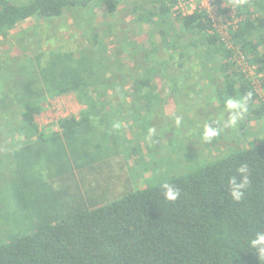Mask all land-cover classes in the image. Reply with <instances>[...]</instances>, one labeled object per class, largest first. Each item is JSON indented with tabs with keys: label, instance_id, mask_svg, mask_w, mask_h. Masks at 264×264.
<instances>
[{
	"label": "trees",
	"instance_id": "trees-1",
	"mask_svg": "<svg viewBox=\"0 0 264 264\" xmlns=\"http://www.w3.org/2000/svg\"><path fill=\"white\" fill-rule=\"evenodd\" d=\"M174 1L150 0L158 9L142 8L137 13L138 6H134L133 11L137 13L138 21L152 22L157 17L156 32L160 34L162 44L168 47V62L175 63L188 74L193 70L199 74L193 68L195 56L198 58L196 63L206 65V69L201 70V77H209L213 69L222 74V104L227 97L252 92L246 116L249 113L257 120L264 114L263 99L253 89L237 58L242 57L246 65L263 74L264 79V48L260 47L264 38V0H219L228 5L226 10L233 7L240 18L227 27L226 41L221 39L204 12L172 17L170 9ZM20 2L0 0V35L3 38L7 37L10 29L28 18L37 17L45 21L61 18L73 8L94 4H98L96 7L101 5L105 17L116 12L121 0ZM169 17L179 25L178 32L168 28ZM196 36L201 39L195 40ZM100 37L105 36L91 33L94 42H99ZM124 45L131 46L132 42ZM199 46L203 47L202 51L198 50ZM155 50L157 48L152 49L154 56ZM143 51V58L149 59L150 52ZM129 53L132 52L127 51ZM112 56L109 60L104 59L96 46L78 55L66 49H51L31 56L28 61L10 65L8 72L13 75L17 70L19 72L15 76L18 79L21 75L22 79L11 96L7 95V99L0 102L2 163L13 161L18 169L20 166L26 168L25 159L34 146L48 148L55 142L51 144L53 152H47V159L43 158L51 168L36 180L44 186L48 175L51 181L56 182L55 175H61L58 172L62 167L58 160L50 158L62 155L56 143L74 140L73 135L77 134L83 143H87L81 150L77 145H71L72 166L79 168L82 176L98 166L100 163H95L92 148H83L105 149L106 140L97 137L105 139L106 130L98 128L97 135L89 138L90 130H96L90 119L97 120L100 117L97 113L104 112L105 108L110 109L106 112H111L120 104L135 107L142 104V99L159 96L163 90L158 89L155 78L166 75L165 69L158 70L151 63L142 66L132 62L136 69L143 68L133 75L132 68L123 67L117 54ZM186 62H190L189 67L183 66ZM123 69L126 77H122L125 74ZM67 93H72L76 102L89 111L81 113L78 119L71 114L56 120L61 128L60 134L49 128L48 131L39 130L34 116L43 111L48 98ZM256 103L258 105L254 107ZM116 126L119 128L120 125ZM239 130L245 132L243 123ZM132 141L123 140L122 146H126L128 152ZM9 144L14 146L11 150H8ZM242 164L248 166L250 183L244 198L236 202L230 198L227 186L230 176L238 177L236 170ZM131 179L126 178L128 187L122 192L105 199L102 196L84 197L82 193L67 190L61 204L64 214L57 215V206L49 208L48 211H56V214L44 219L29 233L1 243L0 264H264L256 251L247 246V241L257 231H264V139L144 189H136ZM166 182L180 190L175 202L164 199L161 186ZM62 185L68 186L66 181Z\"/></svg>",
	"mask_w": 264,
	"mask_h": 264
},
{
	"label": "rangeland",
	"instance_id": "rangeland-1",
	"mask_svg": "<svg viewBox=\"0 0 264 264\" xmlns=\"http://www.w3.org/2000/svg\"><path fill=\"white\" fill-rule=\"evenodd\" d=\"M20 1L26 3L30 0ZM97 5L73 8L61 18L46 21L37 17L28 18L10 29L6 38L0 35V102L1 99H7V95L11 96L22 79L21 75L18 79L15 76L19 71L15 70L13 75L8 72L7 68L10 69V65L28 61L31 56L51 49H66L78 55L82 51L89 52L95 46L100 48L104 59L109 60L113 58L112 55L117 54L123 67L132 68L130 71L133 75L143 68L136 69L132 62H138L142 66L151 63L158 70L165 69L166 75L155 78L158 89L163 92L159 96L142 99L140 101L142 104L135 107L125 104L118 106V110L124 113L126 121L123 128L119 126L120 129H117L122 136L124 135L123 140H133L130 151L125 149L126 146H122L123 141L121 138L118 139L119 135L115 128L105 129V139L102 136L97 137L99 140H106L105 149H95L92 146L83 148V150L92 148L95 163H100L93 170L84 172V176L70 161L73 154L69 150L71 145L75 144L81 150L87 143H83L77 134L73 135L74 140L61 138L65 142L56 143L62 155L50 158L60 162L62 167L58 174L61 175H55L56 182L51 181L48 175L45 176L44 186L37 183L40 181L36 179L43 177L51 168L48 161L43 158L47 159V152H53L51 146L55 142L50 143L48 148L34 146L29 157L25 159L26 168L20 166L18 169L17 164L12 161L11 167L7 169V163H2L0 159V244L29 233L35 226L44 222V219L55 215L56 211L50 212L49 208L57 206L59 209L57 215L62 216L65 210L61 204L67 190L82 193L84 197L102 196L105 199L128 187L126 178H132L131 183L136 189H144L160 181L196 170L205 163L264 139V114L255 120L248 113L238 126L225 127L224 131L218 137H213L210 142L200 140V127L205 122L208 121L212 127L219 128L223 126L221 115L223 114L224 120L228 118L224 102L222 104L220 98L224 85L222 74L213 69L209 77H201L200 73L206 69V65L196 63L198 58L195 56L192 59L193 68L198 70L199 74L193 69L194 72L188 74L185 69L166 60L168 47L162 44L161 36L156 32L157 17L152 22L136 19V14L142 8L152 11L158 9L150 0H121L116 12L105 17L102 15L101 5L96 7ZM134 6H138L137 13L133 11ZM222 7L219 8V14L223 13ZM168 19L170 21L168 28L178 32L179 25L176 21L170 17ZM217 22H220L219 17ZM92 32L105 37L102 39L100 37L99 42H94L91 40ZM198 39L201 38L196 36L195 40ZM262 39L261 49L264 48V38ZM128 41L132 42L131 46L124 45ZM153 48H157L156 57L152 54ZM143 50L150 52L149 59L143 58ZM198 50L202 51L203 47L199 46ZM127 51L132 53L127 54ZM237 60H240L238 64L248 68L243 58L239 57ZM190 62L183 66L189 67ZM123 70L125 74L122 77H126V70ZM246 72L253 89L264 103L263 74H258L253 69ZM170 91L173 94H169ZM50 99L52 98L47 100L46 105L44 104V109L51 106L48 105ZM143 101L147 103L143 104ZM78 105L72 93L69 97L64 95L59 103V106L68 112ZM257 105L258 103L254 107ZM34 117L38 118V115ZM176 117L181 120L179 127L175 123ZM241 123L246 128L244 133L239 130ZM95 128L96 130H90L89 138L97 135L98 128L97 126ZM149 128L155 129V134L150 140L147 139ZM96 169L99 171L98 174ZM65 181L68 186L63 187Z\"/></svg>",
	"mask_w": 264,
	"mask_h": 264
},
{
	"label": "clouds",
	"instance_id": "clouds-1",
	"mask_svg": "<svg viewBox=\"0 0 264 264\" xmlns=\"http://www.w3.org/2000/svg\"><path fill=\"white\" fill-rule=\"evenodd\" d=\"M252 92L237 97H227L224 100V109L227 113V120H224L223 114L220 119L223 120L222 127H212L208 121L205 122L199 131V138L205 143L212 140L213 137H218L224 128H233L238 126L239 122L244 118L249 110V103L252 99ZM177 127L181 125L179 117L175 118ZM155 134L154 128L148 129L147 139ZM236 175L230 176L228 180V190L230 198L233 201L239 202L244 198L245 189L249 186V169L246 164H242L237 170ZM163 196L166 201L175 202L180 196V190L171 183H163ZM248 249H254L259 256L260 261H264V231H257L248 241Z\"/></svg>",
	"mask_w": 264,
	"mask_h": 264
},
{
	"label": "built area",
	"instance_id": "built-area-1",
	"mask_svg": "<svg viewBox=\"0 0 264 264\" xmlns=\"http://www.w3.org/2000/svg\"><path fill=\"white\" fill-rule=\"evenodd\" d=\"M221 6H223L222 8H224V10H222V14H219V8ZM227 7L228 5L224 1L219 0H175L170 11L173 16H176L177 14L183 16L186 14H192L194 12L206 13L208 18L212 20L213 26L220 33L221 39L223 41H226L227 27H229L230 25H234L240 19L236 16V12L234 11L233 7H230V9L226 10ZM218 17L220 19V22H217ZM237 62L239 63L240 60H237ZM252 69L255 72V69L253 67L248 66V68L246 69L245 65L242 66L243 71H252ZM69 94L71 95V93H67L65 95L69 97ZM62 97H64V95L53 97L48 101V105L51 104V106L43 109L42 112H44V114H37L38 118L34 117L36 124L43 125L53 123L56 122V120H58L59 118H63L68 115L69 112L67 110H63L59 106ZM69 111H72V109Z\"/></svg>",
	"mask_w": 264,
	"mask_h": 264
},
{
	"label": "crops",
	"instance_id": "crops-1",
	"mask_svg": "<svg viewBox=\"0 0 264 264\" xmlns=\"http://www.w3.org/2000/svg\"><path fill=\"white\" fill-rule=\"evenodd\" d=\"M120 109L122 111V108L121 107H120ZM125 109L126 108H124V110ZM86 110L89 111V109L78 105L76 108L72 109V111L69 112L68 115H71L72 114V115L75 116L76 119H78L79 118V115L81 113L85 112ZM103 110H104V112H98L97 113V116H100V117H97L98 118L97 120L90 119V121L92 122V124H94L95 126H97V128H105V129L115 128V129H117L116 127H114V125H120V128H123V123L126 121V117H124V113L123 112L121 113L118 110V107L113 108L111 110V112H106V111H109L110 110L109 108H105ZM37 127H38L39 130H45V129H47V131H48L49 129H51L54 132H58V134L61 132V128L58 126V124L56 122L49 123V124H43V125H38L37 124ZM118 132H119L118 139L121 138L122 141H123V139H124L123 136L124 135L122 136L120 130H118ZM13 147L14 146L12 144H9L8 145V150H11ZM11 165H12V161H11L10 164H7V166H8L7 169H9L10 168L9 166H11Z\"/></svg>",
	"mask_w": 264,
	"mask_h": 264
}]
</instances>
